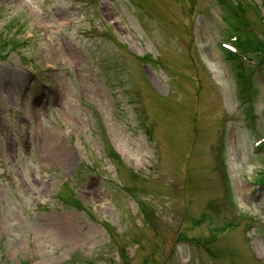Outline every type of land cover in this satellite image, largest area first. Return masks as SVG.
I'll use <instances>...</instances> for the list:
<instances>
[{"label": "rangeland", "instance_id": "rangeland-1", "mask_svg": "<svg viewBox=\"0 0 264 264\" xmlns=\"http://www.w3.org/2000/svg\"><path fill=\"white\" fill-rule=\"evenodd\" d=\"M0 264H264V0H0Z\"/></svg>", "mask_w": 264, "mask_h": 264}, {"label": "bare ground", "instance_id": "bare-ground-1", "mask_svg": "<svg viewBox=\"0 0 264 264\" xmlns=\"http://www.w3.org/2000/svg\"><path fill=\"white\" fill-rule=\"evenodd\" d=\"M243 191H246V189H245V187L243 186L242 188H241Z\"/></svg>", "mask_w": 264, "mask_h": 264}]
</instances>
